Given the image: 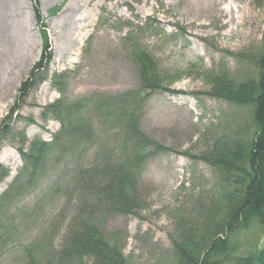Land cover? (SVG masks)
<instances>
[{"label":"rangeland","instance_id":"1","mask_svg":"<svg viewBox=\"0 0 264 264\" xmlns=\"http://www.w3.org/2000/svg\"><path fill=\"white\" fill-rule=\"evenodd\" d=\"M215 2L10 0L6 13L0 0V164L11 172L0 182V199L10 193L0 224V264H27V248L38 253L66 241L79 209L74 196H82L74 187L78 168L101 150L118 153L119 127L97 104L129 103L138 93L144 102L147 96L135 58L140 52L154 59L162 76V89L142 105L141 123L162 149H153L141 167L137 210L128 216L96 212L93 222L119 245L128 264H175L174 244L191 230L203 250L218 181L202 154L222 137L250 141L254 135L250 110L211 98L207 77L225 69L238 82L256 79L254 60L264 35V0H222L217 12ZM43 30L53 62L41 84L21 98V85L43 53ZM58 101L80 105L73 121L91 125L90 137L86 143L61 137L36 174L19 178L23 138L28 149L36 141L52 143L60 133L61 123L44 117ZM263 243L253 225L234 238L233 255L245 256Z\"/></svg>","mask_w":264,"mask_h":264},{"label":"trees","instance_id":"2","mask_svg":"<svg viewBox=\"0 0 264 264\" xmlns=\"http://www.w3.org/2000/svg\"><path fill=\"white\" fill-rule=\"evenodd\" d=\"M35 12L44 29L37 6ZM42 33L43 53L40 61L22 83L21 98H26L42 82L43 75L48 72L53 60L49 51V37L45 30ZM138 54L135 58L141 64L139 74L141 91L147 94L145 102L162 89V76L158 64L150 55L144 52ZM254 64L259 70L256 79L249 78L238 82L225 69L219 73L208 74L209 96L249 109L254 135L250 141L222 137L208 146L202 154L201 160L212 168L218 181L216 197L209 206L205 219L211 232L208 231L209 237L206 236L204 251L203 245L195 243L194 230L184 235L181 241L175 242V264H264V243L246 251L245 256L233 255L236 251L234 238L239 233L258 225L264 236V35L262 48ZM139 96L141 93L133 101L116 106H110L111 100H104L99 106L97 104L98 110L108 112L109 117L115 118V127H119L116 140L119 141L118 153L111 149L101 150L89 166L78 168L74 187L82 196H74L75 202L76 199L79 201V209L77 211L76 207L75 218L69 226L66 241L60 248L51 247L38 253L33 246L27 248V264H84L87 260L92 264H128L119 245L112 237L104 236L94 225L93 216L96 212H99L100 217L112 213L124 216L133 214L140 201L141 167L153 149H162L141 129L144 102L137 99ZM78 109L80 105H68L63 101L47 108L44 117L47 119L50 114L54 116L61 123V131L54 136L52 143L36 141L28 149L24 148L26 140L23 138L19 152L25 167L19 178L25 174H36L45 165L51 148L60 143L61 137L69 136L72 140H80L79 143H86L92 127L87 123L73 121ZM8 176L9 170L0 164V182ZM9 197L10 193H7L0 199L1 225L7 215L4 207ZM87 200L93 204H89ZM96 206H102L105 210L97 209ZM3 245L5 243L0 242V246ZM36 256L38 259L34 261ZM50 256L51 260H48Z\"/></svg>","mask_w":264,"mask_h":264},{"label":"bare ground","instance_id":"3","mask_svg":"<svg viewBox=\"0 0 264 264\" xmlns=\"http://www.w3.org/2000/svg\"><path fill=\"white\" fill-rule=\"evenodd\" d=\"M9 1L10 0H4V2H5V4H4V7H3V11H6V13L9 11L10 12V5H9ZM216 2H215V7H214V11L215 12H217V8H219L220 6H221V2H222V0H215ZM2 2V1H1ZM123 4L125 3V2H122ZM214 4V3H213ZM238 14L240 15L241 14V17H245V12L244 11H240V12H238ZM234 19V21H239L240 20V17L239 18H236V17H234L233 18ZM243 19V18H242ZM0 192H2V189L0 188Z\"/></svg>","mask_w":264,"mask_h":264}]
</instances>
